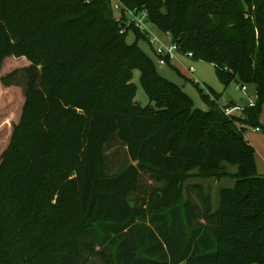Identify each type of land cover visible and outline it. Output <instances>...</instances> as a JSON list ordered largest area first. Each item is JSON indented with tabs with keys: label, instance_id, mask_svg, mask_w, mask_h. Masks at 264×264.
Segmentation results:
<instances>
[{
	"label": "trees",
	"instance_id": "16d2710c",
	"mask_svg": "<svg viewBox=\"0 0 264 264\" xmlns=\"http://www.w3.org/2000/svg\"><path fill=\"white\" fill-rule=\"evenodd\" d=\"M121 4L123 14L147 9L149 22L180 52L192 53L189 60L213 64L225 87L254 86V103L231 116L217 103L212 113L192 109V98L140 49L147 38L135 26L129 31L137 41L127 43L111 0H0V67L9 57L29 62L3 80L27 96L19 130L26 131L28 153L7 183L19 195L22 220L33 213L44 175L52 176L47 213L29 242H47L59 210L79 205L76 252L41 249L8 264H264V175L245 139L249 127L264 131V0ZM99 46L88 74L72 80ZM135 70L158 111L131 106ZM102 75L124 82L99 89ZM206 117L211 126L199 122ZM114 141L125 157L115 171L108 166ZM225 166L237 172L228 174L233 185L218 190L215 207L211 190L188 178L194 171L217 176ZM146 174L157 186L141 204Z\"/></svg>",
	"mask_w": 264,
	"mask_h": 264
},
{
	"label": "rangeland",
	"instance_id": "374dc122",
	"mask_svg": "<svg viewBox=\"0 0 264 264\" xmlns=\"http://www.w3.org/2000/svg\"><path fill=\"white\" fill-rule=\"evenodd\" d=\"M113 13L115 21L124 26L123 31L126 34L131 27L124 20L123 12L116 11ZM149 24L155 37H157V45L155 46L171 44L169 35L159 32L151 21ZM140 33L143 37L147 38V40H140L138 42L140 49L148 57L153 58L160 76L178 86L192 98L194 102V108L192 109L196 108L206 113H212L215 109V103L221 109L225 108L231 102L239 106L254 103L256 97V89L254 86L233 82L229 87H225L221 83L213 64L205 61L189 60L185 56L188 52H180L177 60L169 66L159 65L153 53L150 35H146L141 31ZM126 41L128 44H133L137 41L134 32H128ZM101 49V46L96 48L94 54H92V58L80 64V69L71 75L72 80L88 74L87 70L89 69L90 63ZM28 65L29 62L25 58L9 57L3 60L0 67V250L5 257V264H8V258L10 257L11 262L15 261V259L17 260L18 257L25 259L41 249L76 252L79 247L77 237L79 230V205L76 201L71 202L67 207L59 210L56 225L51 238L47 242L42 245H34L29 242L30 235L37 229L47 213V196L52 184L51 171H48L44 175L43 187L37 194L33 213L26 220H22L19 215L21 207L18 202L19 195L7 188L8 179L17 169L25 165L29 140L26 131L19 130L22 121H24L27 107V96L25 95L24 89L20 86H7L3 80L8 75ZM191 67L194 68V73L189 72V68ZM133 72L134 77H132V80L136 85V96L132 98L131 106L140 107L141 109L150 107L154 112L158 111L156 104L149 102L147 93L140 82V72L138 70ZM108 76L105 78L103 75L101 76L98 84L99 89L104 82L112 85L110 88L114 90L124 82L122 79H112ZM242 86L247 88V93L243 92ZM201 91L208 97L210 102L209 106L205 104L200 93ZM98 93L102 92L98 91ZM137 113L143 114V111L140 110ZM260 121L264 126V107ZM199 122L210 126L212 125L208 117L199 120ZM245 139L256 150L257 172L260 175H264V131L257 132L255 127H249L245 131ZM123 151L124 149L116 141L110 144L108 148V166L110 169L116 168L118 164L124 162L125 157L123 156ZM113 170L115 171L116 169ZM224 170L217 176L194 171L188 178L189 183H203L206 189L211 190L215 207L219 204L218 190L221 187L233 185V180L228 174L237 172V168L229 166H225ZM156 186L157 183L151 179L150 174H146L137 194L139 203L143 204L145 199L149 197L152 189ZM191 192L192 196L198 199L197 192H193L192 190ZM4 237L7 240V249L2 247Z\"/></svg>",
	"mask_w": 264,
	"mask_h": 264
},
{
	"label": "built area",
	"instance_id": "2783aa9c",
	"mask_svg": "<svg viewBox=\"0 0 264 264\" xmlns=\"http://www.w3.org/2000/svg\"><path fill=\"white\" fill-rule=\"evenodd\" d=\"M112 7L114 11H123V6L121 4V0H111ZM124 14L127 16V22L131 26H135L136 29L140 30L146 35H150V43L153 46V53L156 58V62L159 63L161 66L171 65L174 63V61L177 60V56L180 52L179 46L175 43H172L170 45H164L161 44L159 46L157 45V37H155L154 32L151 30V25L149 24V14L146 10H143L141 12H135V11H128L125 10ZM153 32V33H152ZM122 34L124 31L122 30ZM155 46V47H154ZM187 59H192L193 54L187 53L185 54ZM194 68H189L190 73H194ZM242 90L244 93H247V88L242 86ZM249 101H251L249 99ZM250 105H253L251 103ZM243 110L242 106H236V107H225L223 109L224 113L227 116H231L234 113H238ZM257 132H259V129H256Z\"/></svg>",
	"mask_w": 264,
	"mask_h": 264
},
{
	"label": "crops",
	"instance_id": "0c3cea01",
	"mask_svg": "<svg viewBox=\"0 0 264 264\" xmlns=\"http://www.w3.org/2000/svg\"><path fill=\"white\" fill-rule=\"evenodd\" d=\"M152 58V57H151ZM153 59V58H152ZM175 65V64H174ZM236 104V103H235ZM239 106V105H238Z\"/></svg>",
	"mask_w": 264,
	"mask_h": 264
}]
</instances>
